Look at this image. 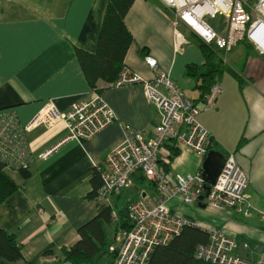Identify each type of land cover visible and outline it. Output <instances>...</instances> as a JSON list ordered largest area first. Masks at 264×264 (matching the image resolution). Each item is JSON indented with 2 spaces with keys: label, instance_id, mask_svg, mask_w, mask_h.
Listing matches in <instances>:
<instances>
[{
  "label": "crops",
  "instance_id": "0c3cea01",
  "mask_svg": "<svg viewBox=\"0 0 264 264\" xmlns=\"http://www.w3.org/2000/svg\"><path fill=\"white\" fill-rule=\"evenodd\" d=\"M107 1L48 0L42 5L41 0H0V109L14 111L19 122L27 124L44 100H52L57 110L64 111L72 100L98 95L87 83L75 50L95 51ZM44 6L50 10L31 12V7ZM171 12L162 0L132 2L124 21L133 42L124 63L144 79L157 71L167 72L186 97L199 101L201 90L187 75L186 66L202 68L205 58L198 44L202 39L181 21L175 24ZM215 31L223 35L225 24ZM177 33L185 39L180 44ZM144 55L155 57L158 68L147 67ZM218 82L215 106L202 110L198 119L210 131L212 142L234 152L249 180V199L258 208L264 202V53L247 40L237 43L223 58ZM97 87L114 112V122L80 142L64 139L67 128L62 118L33 123L26 131L31 153L27 174L4 168L17 187L0 204V223L15 236L22 253L5 264H66L62 247L72 244L79 237L78 226L96 213L94 200L87 197L95 166L103 165L106 152L121 141L126 126L152 133L157 110L141 84L112 87L98 80ZM201 162L193 151L179 150L168 171L172 175L193 172ZM133 186L120 208L140 194L148 200L156 194L154 182L147 177L136 183L132 179L131 185L105 201L115 206L114 220L120 215L116 209L120 196ZM169 207L204 229L219 228L237 242L243 240L253 259L264 260V218L256 210L245 215L179 199L171 200ZM113 223L104 225L107 240H113ZM107 225L112 226L110 238Z\"/></svg>",
  "mask_w": 264,
  "mask_h": 264
},
{
  "label": "built area",
  "instance_id": "2783aa9c",
  "mask_svg": "<svg viewBox=\"0 0 264 264\" xmlns=\"http://www.w3.org/2000/svg\"><path fill=\"white\" fill-rule=\"evenodd\" d=\"M178 19L206 43L214 42L222 49L224 57L239 41L247 39L259 52L264 53V0H162ZM199 10V14L196 11ZM225 16L223 35L212 29L206 16ZM196 19L198 25L191 23ZM185 40L177 33V44ZM147 67L157 69L155 57L144 55ZM141 84L145 97L156 107L158 120L152 133L126 126L119 143L105 154L101 166V183L97 197L107 201L124 187L132 184L131 175L141 171L153 180L156 194L151 200L137 197L127 203L129 226L119 228L109 245L114 256L108 264H147L156 245L166 244L179 233L187 219L171 211L169 202L179 199L196 203L204 192L202 167L193 172L170 174L159 161H168L166 144H175L179 150H190L202 159L209 149L211 133L198 119L204 109L215 106L220 93L219 82L214 83L199 101L184 95L179 86L165 71H157L150 79H144L125 65L112 87ZM98 94V93H97ZM62 118L66 124L64 139L82 141L106 125L114 122V112L109 104L96 95L91 100H72L64 111L56 109L52 100H44L37 115L27 124H21L14 111L0 109V158L5 168L28 166L31 153L26 131L36 122H53ZM100 167V166H99ZM246 171L237 162L234 152L225 153L223 165L204 196L206 203L221 208H232L245 215L256 210L264 218V202L256 208L249 199ZM208 238L199 242L195 257L217 264H264V260L245 258L237 253L236 238L219 229L208 228Z\"/></svg>",
  "mask_w": 264,
  "mask_h": 264
},
{
  "label": "trees",
  "instance_id": "16d2710c",
  "mask_svg": "<svg viewBox=\"0 0 264 264\" xmlns=\"http://www.w3.org/2000/svg\"><path fill=\"white\" fill-rule=\"evenodd\" d=\"M134 0H108L102 19L97 46L94 52L76 49L75 53L80 63L87 83L94 92L100 94L102 89L97 87V81L103 80L111 86L121 69L125 66L126 52L133 42V36L128 30L124 18ZM201 50L205 62L202 68L195 64H187V75L195 79L196 88L201 90L202 99L214 83H217L223 73L224 52L214 42L206 43L200 40ZM169 153L168 161L160 160L159 164L168 170L173 157L179 153L175 144H166ZM221 149L210 141L208 146ZM227 153V152H225ZM6 162L0 158V204L16 189L15 181L5 171ZM16 169L27 174V165ZM101 166H95L91 179L92 188L87 197L94 200L96 213L93 217L77 228L79 237L68 247H62L63 261L66 264H108L113 250L109 245L113 240L106 239L105 223L114 222V231L129 226L126 205L120 208L119 217L114 220L112 210L114 205L100 200L97 197V188L100 185ZM133 181L141 182L146 176L141 171L131 175ZM150 182H154L150 180ZM155 184V182H154ZM142 197V194H140ZM114 232V234H115ZM208 238V231L192 222L184 223L179 233L174 235L166 244L156 245L150 253L147 264H217L195 257L194 250L199 242ZM107 255L108 260L104 257ZM22 257L20 244L12 233H9L0 223V261H14Z\"/></svg>",
  "mask_w": 264,
  "mask_h": 264
},
{
  "label": "water",
  "instance_id": "95a60500",
  "mask_svg": "<svg viewBox=\"0 0 264 264\" xmlns=\"http://www.w3.org/2000/svg\"><path fill=\"white\" fill-rule=\"evenodd\" d=\"M225 158V152L218 148L210 147L205 156L202 159V176L204 179L203 188L204 192L198 195V204L205 205L203 200L209 192L210 184L214 183L216 176L219 173L221 166L223 165ZM237 253L245 258H252L251 250L245 245L243 240H239L237 244Z\"/></svg>",
  "mask_w": 264,
  "mask_h": 264
},
{
  "label": "rangeland",
  "instance_id": "374dc122",
  "mask_svg": "<svg viewBox=\"0 0 264 264\" xmlns=\"http://www.w3.org/2000/svg\"><path fill=\"white\" fill-rule=\"evenodd\" d=\"M252 1V0H251ZM40 4L42 5H46L48 4V0H41ZM168 7V6H167ZM170 8V7H168ZM171 9V8H170ZM50 9H48L47 7H31V12L34 14H42V13H46L47 11H49ZM172 10V9H171ZM172 15L174 20L176 19V21H178V19L175 16V12L172 10ZM205 20H208L209 24L216 30L219 29V27H222L224 25L225 21V16L224 15H219L217 14L215 18H210L209 16L204 18ZM191 36H193L191 34ZM241 45V44H240ZM150 102V101H149ZM151 104H153L152 102H150ZM100 183H101V176H100ZM135 190V186L128 188L125 192L122 193V195L120 196L119 201L117 202V207L116 209L119 212V208L122 204V202L129 198V192ZM112 225V224H111ZM111 225H107L106 226V231H107V237L110 238L112 235V226ZM0 264H5L3 261H0Z\"/></svg>",
  "mask_w": 264,
  "mask_h": 264
},
{
  "label": "bare ground",
  "instance_id": "6f19581e",
  "mask_svg": "<svg viewBox=\"0 0 264 264\" xmlns=\"http://www.w3.org/2000/svg\"><path fill=\"white\" fill-rule=\"evenodd\" d=\"M252 1H253V0H252ZM252 1H251V2H252ZM196 14H197V15L199 14V10L196 11ZM189 19H191V23H193L195 26L201 28V27L198 25V22L196 21V19H193V18H191V17H189ZM245 40H247V39H244V40H241V41H245ZM241 41H239V42H241ZM247 41H248V40H247ZM263 41H264V40H263ZM239 42H238V43H239ZM236 44H237V43H236ZM236 44H235V45H236ZM235 45H234V46H235ZM234 46H233V47H234ZM233 47H232V48H233ZM232 48H231V49H232ZM216 177H217V176H216ZM215 179H216V178H215ZM214 182H215V181H214ZM211 184H212V183H211ZM211 184H210V185H211ZM196 203H198V201H197ZM205 204H206V202H205ZM253 211H255V210H253ZM249 215H250V214H249ZM237 244H238V242H237Z\"/></svg>",
  "mask_w": 264,
  "mask_h": 264
}]
</instances>
